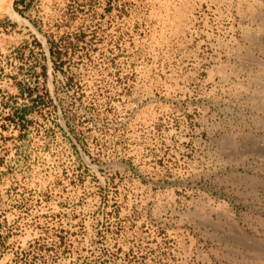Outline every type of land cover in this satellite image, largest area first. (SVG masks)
<instances>
[{"label": "rangeland", "instance_id": "1", "mask_svg": "<svg viewBox=\"0 0 264 264\" xmlns=\"http://www.w3.org/2000/svg\"><path fill=\"white\" fill-rule=\"evenodd\" d=\"M14 1L0 264H264V0Z\"/></svg>", "mask_w": 264, "mask_h": 264}, {"label": "bare ground", "instance_id": "2", "mask_svg": "<svg viewBox=\"0 0 264 264\" xmlns=\"http://www.w3.org/2000/svg\"><path fill=\"white\" fill-rule=\"evenodd\" d=\"M12 1L13 0H0V14H3V13H8L9 14V13H11L12 15L16 16V14L11 12V11H13L12 8H11Z\"/></svg>", "mask_w": 264, "mask_h": 264}, {"label": "trees", "instance_id": "3", "mask_svg": "<svg viewBox=\"0 0 264 264\" xmlns=\"http://www.w3.org/2000/svg\"><path fill=\"white\" fill-rule=\"evenodd\" d=\"M18 2H20V1L15 0L14 3H13V7H14V9H15L17 12H19L20 14H22V12L19 11V9H18V6H17Z\"/></svg>", "mask_w": 264, "mask_h": 264}]
</instances>
